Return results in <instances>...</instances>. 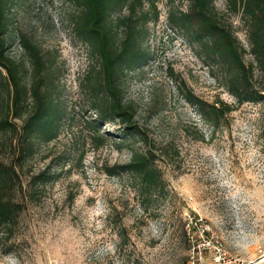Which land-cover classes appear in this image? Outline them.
Returning <instances> with one entry per match:
<instances>
[{"label":"rangeland","instance_id":"rangeland-1","mask_svg":"<svg viewBox=\"0 0 264 264\" xmlns=\"http://www.w3.org/2000/svg\"><path fill=\"white\" fill-rule=\"evenodd\" d=\"M187 5L158 0V19L141 42L148 60L119 73L148 145L139 137L121 141L114 122L98 130L89 123L96 110L82 74L92 60L67 23L71 4L25 0L13 8L9 52L22 55L18 27L33 35L51 59L48 82L60 113L20 170L28 181L47 178L25 181L18 222L0 228V264L264 263V102L238 104L207 47L171 27L170 10ZM215 5L252 61L239 16L225 0ZM186 91L234 108L214 128ZM146 150L162 178L153 192L120 168Z\"/></svg>","mask_w":264,"mask_h":264},{"label":"trees","instance_id":"trees-1","mask_svg":"<svg viewBox=\"0 0 264 264\" xmlns=\"http://www.w3.org/2000/svg\"><path fill=\"white\" fill-rule=\"evenodd\" d=\"M24 1L0 0V228L5 229L18 222L22 211L18 197L28 179H23L20 170L34 156L39 142L49 140L60 113L58 98L50 92L52 62L48 53L20 27L16 32L21 57L12 56L8 49L13 8ZM65 1L72 6L66 19L70 30L86 46L92 60L82 74L89 103L96 110L95 119L89 123L98 130L102 124L114 122L120 128L117 132L124 134L119 137L121 141L139 137L148 145L147 135L134 119V110L122 97L119 73L148 60L141 42L146 25L158 19V0ZM186 1L185 9L177 13L170 10L167 19L171 27L207 47L222 70V85L238 104L264 102V0H225L244 26L253 58L250 62L215 0ZM186 92L203 120L214 128L234 108L221 100L209 103ZM10 153H14L13 159ZM150 154L147 150L134 151L130 161L120 166L147 192L156 191L162 182ZM44 178L46 175H32L28 182L32 185Z\"/></svg>","mask_w":264,"mask_h":264},{"label":"built area","instance_id":"built-area-1","mask_svg":"<svg viewBox=\"0 0 264 264\" xmlns=\"http://www.w3.org/2000/svg\"><path fill=\"white\" fill-rule=\"evenodd\" d=\"M211 244H212V241L210 238L203 237L202 243H201L202 248H209ZM251 264H255V262H252Z\"/></svg>","mask_w":264,"mask_h":264},{"label":"bare ground","instance_id":"bare-ground-1","mask_svg":"<svg viewBox=\"0 0 264 264\" xmlns=\"http://www.w3.org/2000/svg\"><path fill=\"white\" fill-rule=\"evenodd\" d=\"M263 261V260H262ZM255 264H257V262H255ZM258 264H264V263H258Z\"/></svg>","mask_w":264,"mask_h":264}]
</instances>
